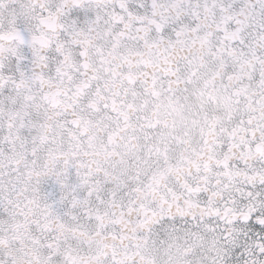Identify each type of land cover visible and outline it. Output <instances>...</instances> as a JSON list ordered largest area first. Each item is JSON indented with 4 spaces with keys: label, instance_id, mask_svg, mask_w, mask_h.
Masks as SVG:
<instances>
[{
    "label": "snow or ice",
    "instance_id": "6c2138e0",
    "mask_svg": "<svg viewBox=\"0 0 264 264\" xmlns=\"http://www.w3.org/2000/svg\"><path fill=\"white\" fill-rule=\"evenodd\" d=\"M0 264H264V0H0Z\"/></svg>",
    "mask_w": 264,
    "mask_h": 264
}]
</instances>
